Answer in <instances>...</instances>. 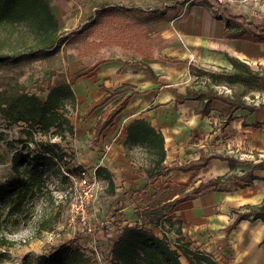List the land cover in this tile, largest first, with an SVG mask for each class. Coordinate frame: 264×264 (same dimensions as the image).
<instances>
[{"label":"crops","instance_id":"0c3cea01","mask_svg":"<svg viewBox=\"0 0 264 264\" xmlns=\"http://www.w3.org/2000/svg\"><path fill=\"white\" fill-rule=\"evenodd\" d=\"M124 5L130 10L143 11L140 15L130 14L126 19L130 23L135 21L138 27L148 32L149 53H141L134 60L115 56L72 86L77 102L85 105L82 119L87 125L94 123L92 134L98 139V144L93 149L100 148L102 152L110 149L108 158L102 152L98 156L90 152L87 158L109 173L111 170L114 182L116 176H125L129 166L125 158L126 128L133 121L141 119L163 138L165 159L162 167L165 174L160 178H168L163 188L177 190L184 195L200 183L205 184L220 177L233 175L241 178L244 174H235V167L230 170L227 162L218 159L210 160L207 166L197 171L183 173L178 168L198 161L203 154L216 155L206 154L212 149L210 143L213 139L217 140L215 145L228 147L233 138L241 142L246 134L263 129L264 106L257 107L252 113L245 110L230 113L228 105L212 101L208 114L201 116L197 113V101L186 100L178 104L176 95L184 96L188 89L205 90L204 83L208 80L198 79L192 68L213 72L232 71L226 55L246 63L252 70L256 66L264 67V43L225 36L226 22L230 18L249 24L258 32L264 31V11L256 7L254 15L248 5L222 7L214 0H124ZM50 8L58 22L55 6L50 5ZM83 14L85 12L77 13L79 18ZM88 20V17H84L82 21ZM90 65L86 63L83 67ZM83 67L80 66V69ZM145 67L151 69L155 80ZM212 87L218 94L231 96L227 86ZM103 89L112 94L121 92L113 94L103 106L87 114L90 106L106 95ZM104 115L111 116L112 123L100 135H96L94 127L98 122L103 124L106 121ZM86 128L82 131L73 128L75 138L84 137ZM261 139L264 140V134L258 137L256 145L264 146ZM104 162L108 167L103 166ZM252 176V185L227 181L196 196L190 195L188 201L176 207L172 217L181 224L182 238L189 248L210 255L216 264H264V221L242 220L227 232L237 219L235 209L238 206H258L264 202V170L253 171ZM191 178L198 179L195 187L189 184ZM155 180L157 176L148 183L144 182V188ZM130 181L143 182L132 173ZM240 184L255 186L258 191L250 193L246 188L247 191L242 189L238 192L236 190ZM124 210L127 212V209ZM231 210H234L232 214ZM130 216L136 221L133 210Z\"/></svg>","mask_w":264,"mask_h":264},{"label":"rangeland","instance_id":"374dc122","mask_svg":"<svg viewBox=\"0 0 264 264\" xmlns=\"http://www.w3.org/2000/svg\"><path fill=\"white\" fill-rule=\"evenodd\" d=\"M49 1L58 13V45L56 44L46 54L19 62L2 60L0 91L23 85L27 92L34 94L37 87L42 85V81L49 86L56 73L64 72L72 75L82 70L80 66L82 68L86 63H91L90 66H92L100 61H112L115 56L120 55L126 60H134L141 53H149L148 32L138 27L135 21L130 23V20L126 19L130 14L140 15L143 11L128 9L124 5V0ZM79 11L85 12L82 17H88L89 20L82 21L83 18L77 15ZM0 40H2L1 36ZM7 44H9L7 49H14L16 46L13 41ZM19 45L17 43L18 47ZM5 51L6 49L1 50L0 53L3 54ZM253 70L264 74L262 66L253 67ZM228 89L230 95L243 90L238 86ZM46 94L47 92L40 94L42 101H45ZM243 100L247 105L262 104L264 92L247 93L243 96ZM85 110L84 103H78L76 100L75 108L73 110L67 108L64 113L73 128L82 131L87 126L84 137L81 135L79 139L75 138L74 133L73 135L65 133L63 136L52 134L54 130L43 134L38 128L31 129L24 122L12 123L9 118L0 115V185L13 177L12 167L15 160H21L28 155L24 165L31 166L34 165L32 160L35 155L41 152L44 146L56 147V155H48L47 160L36 162L37 168L42 171L45 179L42 191L38 192L32 200L26 201L14 213H11L8 205L0 206V237L8 243L7 249L0 247V264H85V262L115 264L111 255L115 238L122 227L135 224L130 211L135 210L144 191L151 196L153 191L167 184V177L162 179L157 176V180L144 188V182L150 181L145 175V170L149 167L146 157L137 149L127 151L125 158L129 166L125 176L115 178L117 190L115 195L108 197L105 181L95 176L98 189L86 209V225L76 223L70 226L68 224L69 208L80 191L78 179L82 173L91 176L99 167L97 162L88 159L87 156L91 155L90 152L94 155L102 152L100 148L93 149L97 146L98 139L92 134L94 123L87 125L82 119V113H85ZM263 134L264 128L257 129L251 134H246L241 142L233 138L232 142L228 143V147L221 144L215 145L217 140L213 139L210 143L212 149L206 154L227 156L240 162L233 172L241 176L250 172L254 165L264 162V146L256 145L259 141L258 137ZM102 153L108 158L110 149H105ZM103 166L108 167L107 162H104ZM65 173L69 176H65ZM110 173L112 176L111 170ZM130 173L143 182L132 183ZM197 181L198 179L191 178L189 184L195 187L198 184ZM251 185L240 184L236 191L242 189L249 190L250 193L258 191ZM183 189H181L182 192ZM244 207L238 206L235 210L237 213H244L246 212ZM124 209H127V212ZM233 211L231 210V214ZM162 225L147 226L146 229L160 236L164 227L172 248L182 244L188 245L189 248V244L185 241L176 243V236L173 233L176 225L172 228H169L167 224ZM89 228H92L91 232L88 231ZM64 248L69 250L63 251ZM189 249L196 251L191 247ZM180 262L188 264L184 257H180Z\"/></svg>","mask_w":264,"mask_h":264},{"label":"trees","instance_id":"16d2710c","mask_svg":"<svg viewBox=\"0 0 264 264\" xmlns=\"http://www.w3.org/2000/svg\"><path fill=\"white\" fill-rule=\"evenodd\" d=\"M227 32L225 36L231 39H245L256 43H264V31L258 32L249 24L228 19L226 22ZM244 30H247L245 32ZM250 34L253 36L251 37ZM0 62L14 60L16 62L26 60L35 56L46 54L58 45L59 26L52 14L49 0H0ZM16 43L14 49H7V43ZM19 43V47L17 46ZM11 44V43H10ZM6 46V47H5ZM226 60L232 66V71L221 70L219 72L193 69L194 74L200 78H206L205 90L186 91L184 96L176 95L178 104L186 100L198 102L197 113L206 116L210 110L212 101H220L230 107V113L237 110H245L252 113L257 107L264 106L247 105L243 96L247 93L264 92V74L252 70L246 63L226 55ZM107 61L94 63L90 67L67 75L64 72L56 73V76L49 86L42 81V85L37 87L36 93L27 92L23 85H16L10 89L0 91V115L9 118L12 123L24 122L29 128H38L43 134L54 130L52 134L63 136L65 133L73 135L74 130L69 118L64 114L67 108L72 110L76 105V98L72 86L82 77L93 72L100 64ZM152 79L155 76L151 69L145 67ZM238 86L243 90L234 92L231 96L218 94L212 86ZM104 90V89H103ZM46 93L45 101L40 99V94ZM106 95L98 102L93 103L87 114L103 106L113 94L104 90ZM105 116V115H104ZM106 121L98 122L94 127L96 135L111 125L112 117L105 116ZM126 151L135 149L141 151L149 164L145 170L148 180L156 176H164L163 161L165 159L164 142L161 134L155 131L147 122L138 119L130 123L126 128ZM42 151L37 153L32 160L34 165H24L28 160V155L23 159L15 160L12 173L13 177L0 185V206L8 205L11 213L18 211L22 205L42 191L45 186V179L36 162L47 160L48 155H56V147L52 145L44 146ZM62 157V155H61ZM61 159V158H60ZM218 159L227 162L230 170L240 162L218 155H201L196 162L185 167L178 168L179 171L187 173L197 171L207 166L210 160ZM264 170V162L253 166L252 170L244 174L241 178L230 175L210 180L207 183H200L196 188L187 194L178 193L177 190L159 187L153 196L148 197L142 194L135 206V224L126 225L119 230L118 236L112 245L111 255L115 264H181L180 257H184L188 264H216L212 257L199 251H192L188 245H176L172 248L169 245L167 231L162 227L160 236L155 235L146 229L147 226H163L167 224L169 228L174 227L176 243L183 242L181 224L172 217L176 207L188 201L190 195H198L209 188H216L227 181H238L251 183L254 178L253 171ZM95 176L106 183V195L113 197L115 194V182L111 174L102 167H97ZM246 213H237V219L227 229L229 233L242 220L264 221V202L258 206H246ZM1 230V222H0ZM0 247L7 249L8 243L0 237ZM69 248H64L67 251ZM88 264V262H85Z\"/></svg>","mask_w":264,"mask_h":264},{"label":"built area","instance_id":"2783aa9c","mask_svg":"<svg viewBox=\"0 0 264 264\" xmlns=\"http://www.w3.org/2000/svg\"><path fill=\"white\" fill-rule=\"evenodd\" d=\"M218 6L230 7L234 4L250 6L253 14H256V7L259 10L264 11V0H214ZM65 176H69L65 173ZM79 188L80 191L78 195L72 201L69 208L68 224L74 226L76 223L79 225H86V209L93 197L95 191L98 189V182L96 180L95 174L91 176H86L85 173H82L79 177ZM89 232L92 231V228L88 229Z\"/></svg>","mask_w":264,"mask_h":264}]
</instances>
